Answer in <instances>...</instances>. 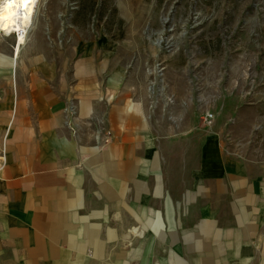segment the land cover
<instances>
[{
  "label": "rangeland",
  "instance_id": "1",
  "mask_svg": "<svg viewBox=\"0 0 264 264\" xmlns=\"http://www.w3.org/2000/svg\"><path fill=\"white\" fill-rule=\"evenodd\" d=\"M36 1L25 40L0 37L2 61L17 59L14 73L47 76L65 89L66 108L75 109L72 118L67 113L72 134L80 131L74 120L80 107L86 110V101L125 108L138 104L146 116L141 137L145 134L147 148L158 153L157 173L153 170L159 167L150 170V158L146 176L135 171L141 167L137 159L129 163L135 179L145 183L142 208L135 202L134 183L123 187L125 197L120 193L128 163L113 159L110 129L95 120V151L106 159L96 182L116 206L100 210L106 233H96L99 243L91 264H212L209 255L217 246L209 241V229L203 233L208 237L202 255L186 253L183 239L188 231L196 238L199 219L186 225L189 210L172 203L171 194L184 190L178 179L188 151L192 169L210 137L226 161L242 164L264 182V0ZM0 73H8L4 62ZM100 107L93 106L96 111ZM207 112L213 115L209 124L203 121ZM118 126L138 139L134 129H124L121 121ZM91 147L85 145L84 151ZM157 174L163 179L160 196L155 194ZM172 180L177 181L173 187ZM240 228L262 248L264 210L251 211ZM236 237L233 232L229 244V234L222 237L225 253L243 248L242 242L235 244Z\"/></svg>",
  "mask_w": 264,
  "mask_h": 264
},
{
  "label": "crops",
  "instance_id": "2",
  "mask_svg": "<svg viewBox=\"0 0 264 264\" xmlns=\"http://www.w3.org/2000/svg\"><path fill=\"white\" fill-rule=\"evenodd\" d=\"M15 60L0 58L8 69L0 73V264H91L99 243L96 233L99 229L106 233L100 210L116 206L96 182L103 176L99 166L106 159L95 151V120L110 129L108 148H113V159L128 163L120 193L125 197L123 187L134 183L135 202L144 208L147 193L141 186L145 183L135 179V171L146 176L147 158L150 170H160L156 149L147 148L145 134L141 137L145 111L138 104L125 108L110 107L108 101H86V110L80 107L74 120L80 131L72 134L67 127L65 89L47 76L14 73ZM94 105L102 110L96 111ZM120 121L124 129L137 132L136 141L118 129ZM85 145L92 147L85 152ZM190 154L182 161L184 175L178 179L184 190L171 194L172 203L189 210L186 225L199 219L194 226L196 238L188 231L183 239L186 253L202 255L208 237L203 233L209 229V241L217 246L209 255L212 264H220V259H228V264H264V236L259 249L250 241L251 232L240 228V221L251 219V211L264 210V182L257 180L262 176L226 161L212 137L202 144L197 167L192 169ZM136 159L141 167L132 172L129 163ZM156 176L155 194L160 196L163 179ZM110 184L114 186L115 179ZM233 232L237 247L240 242L244 246L225 253L222 237L229 234V244ZM171 236L177 244L176 233Z\"/></svg>",
  "mask_w": 264,
  "mask_h": 264
},
{
  "label": "bare ground",
  "instance_id": "3",
  "mask_svg": "<svg viewBox=\"0 0 264 264\" xmlns=\"http://www.w3.org/2000/svg\"><path fill=\"white\" fill-rule=\"evenodd\" d=\"M36 3L37 1L35 0V3L29 5L26 9L19 3L12 4L11 7H9L8 0H1L0 16H2V26H0V32L10 34L12 31H22L25 35L20 36L19 39L16 40L17 43L23 42L33 23Z\"/></svg>",
  "mask_w": 264,
  "mask_h": 264
},
{
  "label": "built area",
  "instance_id": "4",
  "mask_svg": "<svg viewBox=\"0 0 264 264\" xmlns=\"http://www.w3.org/2000/svg\"><path fill=\"white\" fill-rule=\"evenodd\" d=\"M22 35H25L22 33V31H12L10 34H4L3 32H0V37H3V38L13 37L15 38V40L19 39V37ZM66 112L68 113V117L72 118L73 115L75 114V109L73 107H70L68 109L66 108ZM212 119H213V115L211 113L207 112L203 115V121L207 122L208 124L211 123Z\"/></svg>",
  "mask_w": 264,
  "mask_h": 264
},
{
  "label": "snow or ice",
  "instance_id": "5",
  "mask_svg": "<svg viewBox=\"0 0 264 264\" xmlns=\"http://www.w3.org/2000/svg\"><path fill=\"white\" fill-rule=\"evenodd\" d=\"M15 3L22 4L27 9L29 5L35 3V0H8L9 7ZM0 26H2V16H0Z\"/></svg>",
  "mask_w": 264,
  "mask_h": 264
}]
</instances>
